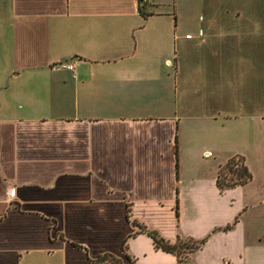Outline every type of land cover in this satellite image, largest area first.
I'll return each instance as SVG.
<instances>
[{"label":"crops","instance_id":"crops-1","mask_svg":"<svg viewBox=\"0 0 264 264\" xmlns=\"http://www.w3.org/2000/svg\"><path fill=\"white\" fill-rule=\"evenodd\" d=\"M138 5L0 0V264H177L146 230L264 264V192L216 183L260 141L264 0Z\"/></svg>","mask_w":264,"mask_h":264},{"label":"trees","instance_id":"trees-1","mask_svg":"<svg viewBox=\"0 0 264 264\" xmlns=\"http://www.w3.org/2000/svg\"><path fill=\"white\" fill-rule=\"evenodd\" d=\"M146 1L138 0L139 11L142 12L144 4ZM252 174L245 162V158L241 155H235L228 158L222 165L219 166L216 183L220 190L234 188L238 185H244L251 181ZM127 218H129V205H127ZM237 219H235L236 221ZM235 221L224 229H230ZM135 224V222H134ZM139 231H145L146 228L141 227L137 224ZM148 235L152 238L154 246L157 249H161L165 252L174 254L177 257V264H181L185 258L198 250L205 242V238L200 240H195L192 238H181L177 237L174 242L164 239L156 231L146 230ZM126 244H123L122 250H125ZM97 263L105 264L106 262H112L114 264H120L119 259L111 254L104 253L96 259Z\"/></svg>","mask_w":264,"mask_h":264},{"label":"rangeland","instance_id":"rangeland-1","mask_svg":"<svg viewBox=\"0 0 264 264\" xmlns=\"http://www.w3.org/2000/svg\"><path fill=\"white\" fill-rule=\"evenodd\" d=\"M164 1L168 2L170 0ZM189 1L190 0H175V9H177L180 16H184L185 14L199 16L206 13V9L200 5L201 0ZM191 2L195 6H191ZM257 129L261 132V136H258L260 141L257 147L253 146L244 148L247 156L245 162L252 174V179L245 191L257 190L264 192V118L257 122Z\"/></svg>","mask_w":264,"mask_h":264},{"label":"built area","instance_id":"built-area-1","mask_svg":"<svg viewBox=\"0 0 264 264\" xmlns=\"http://www.w3.org/2000/svg\"><path fill=\"white\" fill-rule=\"evenodd\" d=\"M143 1H146V0H143ZM63 66L66 67L67 69H70V70L74 69V66L71 62L64 63Z\"/></svg>","mask_w":264,"mask_h":264}]
</instances>
